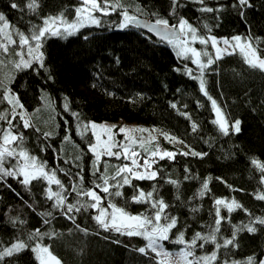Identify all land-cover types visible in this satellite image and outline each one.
Returning <instances> with one entry per match:
<instances>
[{"label":"trees","instance_id":"1","mask_svg":"<svg viewBox=\"0 0 264 264\" xmlns=\"http://www.w3.org/2000/svg\"><path fill=\"white\" fill-rule=\"evenodd\" d=\"M26 2L0 0V12L11 25L25 34L30 33L32 25L42 24V18L47 16L63 12L69 21L74 20L75 9L80 6V0H39V9L31 13L25 7ZM122 2L139 18L154 22L156 17L152 13H157L168 19L170 24H177L182 17L196 27L201 36H251L259 38L262 42L260 47H264V0H249L251 7L243 8L238 0H205L207 7L222 9L212 13L201 12L200 8L205 5L193 0H180L183 6H177L176 15H171L172 0ZM11 3H17L19 8H11ZM137 7L143 9L144 14L136 13ZM96 15L101 19L99 27L86 26L66 39L56 36L45 40L42 51L48 72L43 69L38 75L32 69L17 72L10 85L30 114L34 126L24 128L19 115L12 120L13 131L24 136V140L18 143L36 157L38 163L46 164L47 170L56 172L57 178L68 189L67 203L75 204L77 199H88L77 197L71 191L72 185L79 183L78 172L82 170L85 189L92 187V181L96 179L90 174L94 156L88 150L94 137L90 131L81 135L84 131L82 126L89 122L140 123L176 137L191 152L207 155L203 158L184 156L180 154L181 150L157 143L176 153L175 158L158 159L152 169L158 172L155 180L133 179L135 187L124 186L121 197L108 198L113 203L132 214H151L149 205L132 203L131 197L135 188L148 192L155 185L159 197L170 205L166 212L178 217V228L183 230L187 226L186 239H190L194 232L207 234L210 231L208 226L215 220L214 201L217 198H234L247 209V212L236 209L231 213V223H222L218 240L221 237L231 238L232 225L264 218V201L255 198L256 194L264 192V184L261 183L264 174L251 163L252 159L264 162V73L251 69L238 51L234 55H225L205 70L207 91L223 110L229 125L236 120L241 121L239 133L230 129V134L225 136L218 125L212 123L215 113L211 102L201 92L199 81L186 74L185 66L193 69V75L198 76L200 73L196 65L177 56L173 46L164 45L139 29H119L117 25L122 20L120 10L107 16ZM195 47L203 49L205 46L197 42ZM207 50L214 53L210 44ZM45 95L52 102V107H48L42 99ZM65 98L68 110L63 106ZM172 104L177 107L173 108ZM0 111H10L6 101L0 103ZM20 111L17 109V112ZM9 119H12L11 115ZM193 123L198 126L196 131L192 129ZM0 129H7L5 121H0ZM45 133L51 135L45 136ZM155 148L156 145H153L150 149ZM140 156L143 160L150 158V154L143 150ZM104 160L110 165L130 164L124 159L105 157ZM100 167L103 171L104 161ZM186 175L196 178L185 180ZM208 177H211L210 192L199 197L202 183ZM22 179H0V241L4 246H9L18 237L34 245L36 241L28 240V236L40 229L42 233L61 234L56 238L45 236L42 242L52 246L53 253L63 264H156L155 254L145 256L135 251L146 244L143 238L103 230L93 219L97 213L91 208L70 213L74 217L73 222L53 207V200L47 199L46 180H34L31 185L25 186L21 183ZM169 179L179 181L180 187L177 189L167 183ZM51 187L58 190L56 185ZM104 206H107V200ZM194 207L199 210L192 212ZM48 212L52 216L41 215ZM221 215L229 214L221 208ZM17 217L25 223L17 220L13 226L12 219ZM44 219L50 223H43ZM77 225L80 229H87V234L78 230ZM256 227V233L241 231L237 234L239 247H229L227 258L244 261L249 256H255L257 264L264 258V226L257 224ZM176 231L172 230V238ZM164 245L172 252L179 251L181 247L169 241H165ZM213 247L205 245L203 252H210ZM225 251L223 248L220 250L221 259L225 258ZM203 252L198 249L197 255ZM3 264H38V261L34 253L24 250L5 258Z\"/></svg>","mask_w":264,"mask_h":264},{"label":"snow or ice","instance_id":"2","mask_svg":"<svg viewBox=\"0 0 264 264\" xmlns=\"http://www.w3.org/2000/svg\"><path fill=\"white\" fill-rule=\"evenodd\" d=\"M193 2L205 5V0H193ZM238 4L241 8L244 6L251 7L249 0H238ZM10 6L13 9L19 8L17 3H11ZM177 6H183L180 0H172L171 15H176ZM25 7L29 12L36 13L40 7V2L39 0H27ZM233 7L235 8L236 5L234 4ZM117 10H120L122 17L121 22L117 25L119 29L123 30L130 27L136 29L146 28L149 32L158 36L161 42H166L173 46L177 50V56L188 59L192 64L196 65L200 73L198 76L193 75V69L187 68V66H185L186 74L192 79L199 81L201 92L211 102L216 117L212 123L218 125L219 130L225 136L230 134V129L235 133L241 131V121L236 120L229 125V121L224 115L223 110L217 104V101L209 95L204 79V72L214 63L223 59L225 55H234L238 51L244 62L251 69L264 73V55L261 54L264 53V47H260L262 42L259 38L253 39L251 36L242 37L240 35L231 38L205 37L199 35L198 29L186 19L180 17L177 24H170L168 19L160 17L157 13H152L156 17L154 22L142 21L138 15L132 14L125 7L122 0H80V6L75 9L74 20L69 21L63 12L55 16H47L42 18V24L32 25L29 34H25L14 25H11L6 16L0 12V90H2L0 91V103L6 101L10 106V111H0V121L7 123V129H0V179L3 177H14L18 179L22 177L21 183L25 186L31 185L34 180H46L48 184L46 191L47 199L53 200V207L61 210L67 219L73 220L74 222V217L69 214L73 213V211L79 213L81 208L85 211L89 208L94 209L97 214L93 216V219L103 230L112 231L128 237L143 238L146 244L143 247L135 249V251L145 256H148L149 253L155 254L154 259L156 260V264H217V262L219 264H257L255 256H249L244 261L229 259L227 257L230 253L227 250L229 247L232 249L239 247L237 243V234L239 232L247 231L249 233H256L258 231L256 225L264 226V218H254L248 224L232 225L233 232L231 238L221 237L218 240L222 223H231V213L233 211L243 209L247 212V209H244L243 205L234 198L231 200L224 198L215 199V220L212 225L208 226L210 231L207 234L198 231L194 232L190 239L185 238L187 226L183 230H180L178 228V217L166 212L170 205L162 197H159L158 189L155 185H153L152 191L148 192L135 188L134 195L131 197L132 203L149 205L151 214L147 212L132 214L125 208L113 203L111 199H108L109 197H121L123 195L121 189L124 186L135 187L132 184L133 179L155 180L157 178L158 172L152 170V163L149 159H144L143 164L139 162L138 157L140 153L135 150L136 145H139L145 152H148L150 158L157 156L160 159L168 158L172 160L175 158L176 153L161 151L158 145L154 150L147 147V145L156 139L151 134L153 130L120 127L118 131L124 134V140L127 141V143H121L115 138L117 135L115 126L96 124L95 122L84 124L82 126L84 131L80 134L84 135L90 131L94 137V142L89 144L88 150L94 156L93 170L90 174L96 177V179L92 181V187L85 189L83 186L84 177L82 170L76 174L79 177V183L73 184L71 191L75 192L77 197H87L88 199H77L75 204L67 203L66 193H68V189L57 178L56 172L54 170H47L46 164L38 163L37 158L31 156L21 146V143H18L24 140V136L22 133L13 131L12 120L19 115L24 128L34 126L31 123V116L24 109V105L20 102L19 96L10 87L11 83L15 80L16 73L27 69H32L37 75L40 69L48 72L49 70L45 66L44 52L42 51L43 43L48 37L59 36L66 39L69 36L76 35L83 27L92 25L99 27L101 19L96 13L107 16ZM220 10L222 9H213L206 5L200 8L201 12L206 13ZM135 12L144 14L143 9L140 7H137ZM240 14L243 16V11ZM204 27L208 28V25L205 24ZM208 30L209 32L211 31L210 28ZM197 42L205 47L203 49L193 47L192 45ZM209 44L214 49V53L207 50ZM221 44L224 47H220ZM34 64L37 67H33ZM51 78L49 75V79ZM42 99L45 100L48 107H52V102L47 95L42 97ZM63 106L65 110H68L69 104L67 98H65ZM171 106L173 108L177 107L176 104H172ZM17 109H21L22 111L17 112ZM9 115L12 116V119H9ZM73 115L78 114L73 113ZM182 115L186 114L182 113ZM188 118L190 119V117ZM197 127L195 123L192 124L193 131H196ZM36 131H39V129H36ZM137 132H147L148 138L142 135L137 137ZM44 135L50 136L51 133H45ZM162 135L170 142L176 140L175 137H171L167 133H162ZM65 139L69 138L66 137ZM179 142L183 143V141ZM180 154L201 158L207 155V153H198L195 151L181 152ZM105 157L109 159L115 158L117 160L124 159L131 163L110 165L104 160ZM9 158H15L17 161H22V163H17L12 168H6L5 162ZM102 161H104L103 171H101L100 167ZM251 163L264 174V162L252 159ZM110 168L112 169L111 172L109 171ZM139 169H143V171ZM185 171L189 172L190 170L185 169ZM98 173L99 175H97ZM190 178L195 179L196 177L185 176V180ZM210 181L211 177H208L202 183L201 189L198 192L199 197H204L210 192ZM167 183L172 184L177 189L180 187V183L177 180L169 179ZM261 183L264 184V175L261 176ZM52 185H56L58 190H53ZM97 189H99V192ZM100 193L104 195L102 196ZM255 198L264 201V192L256 194ZM177 199H179V196H177ZM105 200H107V206H104ZM221 208L225 209L229 215H221ZM198 210L195 207L191 209L192 212H197ZM41 215L49 217L52 216V213H41ZM248 215L251 216L252 214L248 213ZM17 220H19L18 217L12 219L13 226H15ZM19 223L23 224L25 221L19 220ZM43 223L48 224L50 221L44 219ZM76 227L78 230L87 234V229H80L79 225ZM173 229H177L174 238L170 235ZM59 235L61 234L55 232L42 233L40 229H36L28 236V240L36 241L34 245L29 244L19 237L9 246H4L3 242L0 241V264H3L5 258L13 257L24 250H30L34 253L38 264H63L62 260L53 253L52 246L42 242L45 236L56 238ZM165 241L180 245L179 251L172 252L166 249L164 245ZM116 242L119 243V241ZM208 244L213 245V249L210 252H203L205 245ZM222 248L226 250L225 258L223 259H221L220 254ZM198 249L203 254L197 255ZM258 264H264V258H261Z\"/></svg>","mask_w":264,"mask_h":264},{"label":"rangeland","instance_id":"3","mask_svg":"<svg viewBox=\"0 0 264 264\" xmlns=\"http://www.w3.org/2000/svg\"><path fill=\"white\" fill-rule=\"evenodd\" d=\"M93 26V25H92ZM196 44V43H195ZM195 44L192 45L193 47H195ZM220 47H224L222 44L220 45ZM176 50V49H175ZM177 52V50H176ZM96 124H102V125H107V126H115V129L117 131V135H116V140H118L121 143H127V141L124 140V134L119 133V128L120 127H126V128H134V129H139V128H143V129H148V130H153L151 132L152 136H155L156 139L154 141H152L151 144L147 145L148 148H151L153 145H158L157 143L161 142L164 143L165 145L168 144L169 146L174 147L176 150H181L182 152H191V149H189L184 143H180L179 139H177L175 141L170 142L168 139H165L164 135H162V133H165L163 131H161L159 128L157 127H153V126H149V125H145V124H140V123H124V122H117V123H111V122H103V123H96ZM143 136L145 138H148V133H136L137 137ZM169 135V134H168ZM171 136V135H169ZM173 137V136H171ZM159 146V149L161 151H168L167 148H164L163 146ZM135 150L137 152H142V150L144 151V149L140 148L139 145L135 146ZM139 162L141 164L144 163L143 158H141V156L138 157ZM159 156L155 157V158H149L150 162L152 163V169H154V164L158 161ZM128 161V160H127ZM130 162V161H129ZM19 163H22V161H19ZM131 163V162H130ZM15 164H17V159L15 158H9L8 161L5 162V167L6 168H12ZM140 171H143V169H139Z\"/></svg>","mask_w":264,"mask_h":264},{"label":"water","instance_id":"4","mask_svg":"<svg viewBox=\"0 0 264 264\" xmlns=\"http://www.w3.org/2000/svg\"><path fill=\"white\" fill-rule=\"evenodd\" d=\"M140 19H141L142 21H149V22H152V21H150L149 19H144V18H140ZM139 30L142 31L143 33H145L146 35L152 37L153 39H155V40L161 42V41L159 40V37H158V36H156L154 33L149 32L146 28H141V29H139ZM161 43L164 44V45L167 44L166 42H161Z\"/></svg>","mask_w":264,"mask_h":264}]
</instances>
